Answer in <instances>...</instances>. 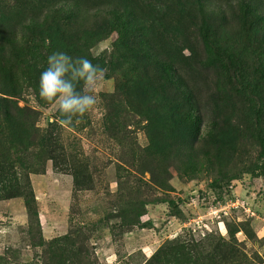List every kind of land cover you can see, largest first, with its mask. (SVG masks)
<instances>
[{
  "label": "rangeland",
  "instance_id": "1",
  "mask_svg": "<svg viewBox=\"0 0 264 264\" xmlns=\"http://www.w3.org/2000/svg\"><path fill=\"white\" fill-rule=\"evenodd\" d=\"M73 3L90 15L68 32L100 34L91 53L107 73L95 107L65 127L23 72L46 41L32 20L46 30ZM107 9L195 92L200 138L177 139L147 118L132 61L112 60ZM0 35L1 88L20 84L16 102L59 141L56 162L30 175L32 212L21 198L0 202V264H264V0H0Z\"/></svg>",
  "mask_w": 264,
  "mask_h": 264
},
{
  "label": "trees",
  "instance_id": "2",
  "mask_svg": "<svg viewBox=\"0 0 264 264\" xmlns=\"http://www.w3.org/2000/svg\"><path fill=\"white\" fill-rule=\"evenodd\" d=\"M57 11L60 13H55L46 30L43 28V21L32 20L35 30L42 33L46 41H41L42 45L34 48L33 54L29 56L32 61L25 64L23 72L24 82L33 84L30 88L38 103L44 106L52 103H46L40 98L39 78L47 68L48 56L53 52L63 51L73 57L86 56L94 64L104 68L107 66L105 58H95L91 53L96 42L102 38L100 34L86 30L84 24H80L83 29L81 32H68L71 25L80 21L81 12L90 15V11H82L75 3L71 10ZM106 11L113 14L114 31L118 34L120 52H116L112 60L124 56L132 61L137 70L134 88L138 97L145 102L147 118H150L154 127L177 139L185 141L200 138L203 134V116L198 111L195 92L170 62L155 55L152 45L136 31L137 27L128 17L115 14L114 10ZM110 20L113 22L112 18ZM4 42L15 48V43L10 38ZM206 43L213 50L208 38ZM4 47L0 48V52H4ZM19 85L14 92L5 93L0 83V202L21 198L26 201L28 212H32L36 198L30 189V175L36 174L45 160L56 162L59 141L52 135H42L38 127L37 111L30 107L21 108L16 102L15 99L21 95L22 90ZM42 141L46 143L43 144ZM76 185L79 186L77 178Z\"/></svg>",
  "mask_w": 264,
  "mask_h": 264
},
{
  "label": "clouds",
  "instance_id": "3",
  "mask_svg": "<svg viewBox=\"0 0 264 264\" xmlns=\"http://www.w3.org/2000/svg\"><path fill=\"white\" fill-rule=\"evenodd\" d=\"M107 69L86 56L73 57L56 51L47 58V68L39 78V96L55 105L60 123L69 127L97 104V90L103 85ZM79 86V87H78ZM76 122H79L78 119Z\"/></svg>",
  "mask_w": 264,
  "mask_h": 264
},
{
  "label": "crops",
  "instance_id": "4",
  "mask_svg": "<svg viewBox=\"0 0 264 264\" xmlns=\"http://www.w3.org/2000/svg\"><path fill=\"white\" fill-rule=\"evenodd\" d=\"M15 202H17V201L16 200H11V201H9V204H11L12 206H14V205L17 206L19 203H15ZM24 213H25V211H24ZM22 216H23V213H22ZM22 218H24V220H25L26 216H24ZM14 222L17 223L16 217H14Z\"/></svg>",
  "mask_w": 264,
  "mask_h": 264
}]
</instances>
